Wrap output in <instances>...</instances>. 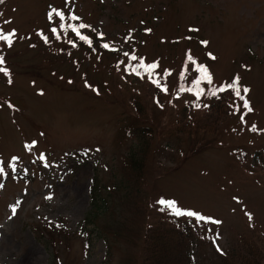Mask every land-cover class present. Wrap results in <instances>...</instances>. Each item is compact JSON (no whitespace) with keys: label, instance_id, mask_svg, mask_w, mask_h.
Returning <instances> with one entry per match:
<instances>
[{"label":"rangeland","instance_id":"obj_1","mask_svg":"<svg viewBox=\"0 0 264 264\" xmlns=\"http://www.w3.org/2000/svg\"><path fill=\"white\" fill-rule=\"evenodd\" d=\"M0 30L16 33L0 41V264H139L159 221L185 233L174 264L264 237V0H5ZM200 66L212 84L197 98ZM236 77L251 112L211 94ZM94 176L107 207L93 226Z\"/></svg>","mask_w":264,"mask_h":264},{"label":"trees","instance_id":"obj_2","mask_svg":"<svg viewBox=\"0 0 264 264\" xmlns=\"http://www.w3.org/2000/svg\"><path fill=\"white\" fill-rule=\"evenodd\" d=\"M5 0H3L4 2ZM2 2V3H3ZM0 3V5L2 4ZM226 114V112H225ZM138 162L130 164V167L137 168ZM133 168V169H134ZM94 185L91 191V207L92 211L89 213V219H85V224L90 222L94 226V220L100 212H104L107 207L105 198L98 197L97 190V177L94 178ZM163 222L152 225L146 230L143 237L141 260L139 264H174L176 260V247H181L182 236L184 232L177 229L175 231L169 229ZM249 240H242L243 249L236 255L221 256L217 253L218 257L222 260L220 264H260L264 260V237L254 239L253 242Z\"/></svg>","mask_w":264,"mask_h":264},{"label":"snow or ice","instance_id":"obj_3","mask_svg":"<svg viewBox=\"0 0 264 264\" xmlns=\"http://www.w3.org/2000/svg\"><path fill=\"white\" fill-rule=\"evenodd\" d=\"M3 2V0H0V3H2ZM56 15H59V16H61V18H63V15L61 14V13H59V12H57L56 13ZM50 18H51V16H50ZM71 19H78L77 17H75V16H72L71 17ZM84 27H86L85 25H83V24H80L79 25V28H84ZM53 31H55V30H53ZM73 31H76L77 33H78V29H76V28H73ZM16 35V33H15V31H13L12 33H4L2 30H0V41H4V42H6L7 43V45L9 46V47H11L12 46V44H13V37ZM81 39H83V40H85L86 42H89V44H90V41H88V38L87 37H80ZM206 43V42H205ZM104 48H109V45L108 44H104V45H102ZM125 55L127 56L128 55V53H125ZM214 58V57H213ZM131 59L132 60H136L137 59V57H135V56H132L131 57ZM188 59L189 60H192V57H191V55H189L188 56ZM194 62V61H193ZM5 64V60H4V58L2 57V56H0V73H4V74H8L7 73V70L3 67V65ZM158 65L156 64V63H153V64H151V65H148V66H145L144 64H143V61L141 60L140 61V67H144L145 69H146V71H147V73H148V75H149V78L151 79V75H152V72H153V70L157 67ZM199 72H200V78L198 79V80H196L195 81V83H194V88L193 89H187V91H193L194 90V94L197 96V98H199V96L200 95H202L203 94V90L200 88V84L202 83V82H204V81H206L209 85H211L212 84V76H211V74L208 72V69L206 68V67H204V66H200L198 69H197ZM133 71H136L135 69H133ZM136 74L137 75H139V72L138 71H136ZM167 75H169V73H165V76H167ZM9 82H11V81H9ZM152 82L156 85V87H158V88H161V90L162 91H167V87L166 86H161V84H160V82H159V80H152ZM229 89H231L233 92H234V94H235V96L237 97V98H239V99H241L242 101H243V107H244V109L247 111V112H251L252 111V108H251V106H250V104H249V102H248V100L246 99V96H247V94L249 93V91H250V89H248L247 87H245V88H243L242 89V91H243V94L244 95H241V87H240V84H239V77H236L234 80H233V82L231 83V84H229L228 86H227ZM180 91H185V89L184 88H181L180 89ZM223 91H225V88H219V89H214V90H212V92H211V94L212 95H216V93L217 92H223ZM10 107H12L11 105H9ZM253 130H255V127H253ZM13 171H15V169H13ZM5 173H4V169H3V167H0V175H4ZM3 187V185L2 184H0V188H2ZM159 203L161 204V205H164L165 207H167L168 209H170L171 210V212L174 214V215H176V216H188V217H192V218H194L195 220H196V222L199 224L201 221H203V222H205V223H212V224H219V223H221L220 221H217V220H214V219H212V218H210V217H204V216H202V215H200V214H198V213H196V212H194V211H182V210H180L178 207H177V205H176V203L174 202V201H164V200H161V201H159ZM18 204H19V202L17 203V205L16 206H13L12 208H11V211H12V213H13V215H15V213H16V208L18 207ZM246 215L248 216V218H249V220L251 221V219H252V215L250 214V213H246ZM58 227H59V225H58ZM217 239L219 238L218 237V234H217V237H216ZM218 251H220V249L218 248L217 249Z\"/></svg>","mask_w":264,"mask_h":264},{"label":"bare ground","instance_id":"obj_4","mask_svg":"<svg viewBox=\"0 0 264 264\" xmlns=\"http://www.w3.org/2000/svg\"><path fill=\"white\" fill-rule=\"evenodd\" d=\"M31 252H34V258H35L36 257V253H35V251H33V248L31 249Z\"/></svg>","mask_w":264,"mask_h":264}]
</instances>
